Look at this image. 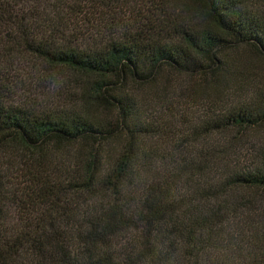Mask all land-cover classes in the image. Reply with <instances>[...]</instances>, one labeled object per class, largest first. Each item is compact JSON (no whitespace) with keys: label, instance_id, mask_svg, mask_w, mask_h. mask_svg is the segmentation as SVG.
<instances>
[{"label":"trees","instance_id":"trees-1","mask_svg":"<svg viewBox=\"0 0 264 264\" xmlns=\"http://www.w3.org/2000/svg\"><path fill=\"white\" fill-rule=\"evenodd\" d=\"M259 60L264 0H0V264H264Z\"/></svg>","mask_w":264,"mask_h":264},{"label":"rangeland","instance_id":"rangeland-1","mask_svg":"<svg viewBox=\"0 0 264 264\" xmlns=\"http://www.w3.org/2000/svg\"><path fill=\"white\" fill-rule=\"evenodd\" d=\"M126 6V5H125ZM132 9V6L129 7ZM22 63L19 66V69H21L22 71V77L25 80V83L22 84L21 88H22V93L20 94V96H22V98H33V91L31 90L32 87V83H30L31 78H27L33 75V73H35V71H37L35 65L30 64L29 61H27L26 59L21 60ZM260 64H264L263 60H259ZM31 65V66H30ZM20 71V70H19ZM32 73V74H28V73ZM258 73V71H255ZM35 81V79H33V82ZM52 90V87H51ZM67 90V88H66Z\"/></svg>","mask_w":264,"mask_h":264}]
</instances>
